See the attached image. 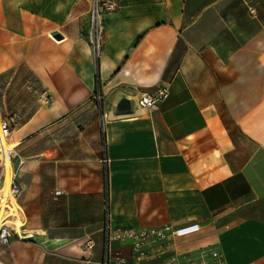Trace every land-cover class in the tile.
Listing matches in <instances>:
<instances>
[{"label":"crops","instance_id":"obj_1","mask_svg":"<svg viewBox=\"0 0 264 264\" xmlns=\"http://www.w3.org/2000/svg\"><path fill=\"white\" fill-rule=\"evenodd\" d=\"M88 23L87 0H0V114L17 115L9 141L25 187L0 264H99L108 222L199 226L139 259L132 241L114 242L131 264L173 253L211 264L213 251L264 264V0H122L99 59ZM162 86L156 109L140 106ZM124 97L127 114L116 111ZM46 131L62 143L49 151L50 185L26 184L41 173L23 151Z\"/></svg>","mask_w":264,"mask_h":264},{"label":"built area","instance_id":"obj_2","mask_svg":"<svg viewBox=\"0 0 264 264\" xmlns=\"http://www.w3.org/2000/svg\"><path fill=\"white\" fill-rule=\"evenodd\" d=\"M89 4V23L86 30V39L92 46L94 54L97 59L100 58L102 46L106 34V17L108 14L117 11L122 6V0H87ZM169 95V87L162 86L153 94H145L143 98L139 101L140 106L154 110L157 104L167 98ZM98 100H102V96L98 95ZM17 122V115L9 120H4L0 127V136L3 134L7 137L11 134L12 130L10 126L15 125ZM12 154V153H11ZM12 157V156H11ZM13 158V157H12ZM12 195L17 199L22 191L18 185L12 184ZM56 196L62 195V191H55ZM1 206V203H0ZM7 210L5 215H7ZM14 219L15 217H11ZM10 220V219H9ZM199 231L198 225H193L189 227H184L180 229L173 230L172 227H165L163 229H113L108 222L105 226V243H104V257L99 264H131L129 260L122 254L115 252L113 249V243L120 241L130 240L132 241V253L136 255L139 259L144 255L143 248L150 244L170 240L173 242L175 238L183 237L192 233ZM19 237L17 233V228L12 229L10 223H6L0 226V245H9L14 237ZM91 244V245H90ZM85 246L92 247V243L87 241L84 243ZM204 255V253H203ZM212 263L211 264H225V259L222 254L213 251L210 254ZM160 264H181L176 253L170 255V257Z\"/></svg>","mask_w":264,"mask_h":264},{"label":"rangeland","instance_id":"obj_3","mask_svg":"<svg viewBox=\"0 0 264 264\" xmlns=\"http://www.w3.org/2000/svg\"><path fill=\"white\" fill-rule=\"evenodd\" d=\"M51 135L52 133L50 131H46L44 133H42L39 136V139L36 143H32V144H28L27 148L24 149L23 152H26L27 154L30 153V149L31 152L37 153L39 155V157L37 159H33L30 162V165H28L27 169L29 173H33L34 170H37L38 168H36L37 165H40L39 167V171H40V175L36 178L35 181H33V179L31 180L30 177H28L26 179V184H30V183H35V184H43L44 186H49L50 185V165H49V160H50V149L51 147H57V146H62L61 142H51ZM10 136L7 137V141L8 143H11L12 141H9ZM26 155V154H24ZM12 158V172H13V182H15V185H18L21 188V195L16 199L17 203L20 206V201L23 198V191L25 189V187L23 186V184H21V182L17 181V169L18 166L21 164L20 163V156L21 154L18 151H15L13 149V152L11 154ZM0 164H2V161L0 160ZM1 169H3V166L1 165ZM2 186V181H0V187ZM8 202V201H7ZM47 209V208H46ZM46 209H43L44 211H47ZM15 227L12 225V229H14Z\"/></svg>","mask_w":264,"mask_h":264},{"label":"bare ground","instance_id":"obj_4","mask_svg":"<svg viewBox=\"0 0 264 264\" xmlns=\"http://www.w3.org/2000/svg\"><path fill=\"white\" fill-rule=\"evenodd\" d=\"M3 120L1 119L0 114V127ZM17 143L11 142L8 143L7 136H0V160L2 161L4 168V181L0 187V226L10 223L17 229H21L23 223L19 220L21 207L17 203L16 199L12 195V184H13V172H12V157L11 153L15 149ZM8 201V202H7ZM7 215H5V211ZM11 217H15L12 219ZM10 219V220H9Z\"/></svg>","mask_w":264,"mask_h":264},{"label":"water","instance_id":"obj_5","mask_svg":"<svg viewBox=\"0 0 264 264\" xmlns=\"http://www.w3.org/2000/svg\"><path fill=\"white\" fill-rule=\"evenodd\" d=\"M52 36L57 39V40H62L63 39V36L59 33V32H54L52 33ZM116 111L118 113H130L132 111V104H131V100L124 97L122 98L117 106H116ZM12 126H10V129L12 130Z\"/></svg>","mask_w":264,"mask_h":264}]
</instances>
